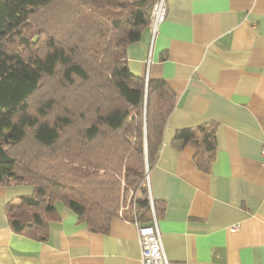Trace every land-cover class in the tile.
Returning <instances> with one entry per match:
<instances>
[{"label": "trees", "instance_id": "16d2710c", "mask_svg": "<svg viewBox=\"0 0 264 264\" xmlns=\"http://www.w3.org/2000/svg\"><path fill=\"white\" fill-rule=\"evenodd\" d=\"M156 1L0 0V185L32 188L6 206L12 231L45 240L62 206L107 233L127 194L123 218L150 223L146 174L175 95L133 75L126 49ZM172 144L207 172L214 126L179 130Z\"/></svg>", "mask_w": 264, "mask_h": 264}, {"label": "crops", "instance_id": "0c3cea01", "mask_svg": "<svg viewBox=\"0 0 264 264\" xmlns=\"http://www.w3.org/2000/svg\"><path fill=\"white\" fill-rule=\"evenodd\" d=\"M166 5L154 39L147 27L126 49L133 75L162 80L175 95L148 172L165 256L169 264H264V0ZM210 125L215 151L204 172L195 150L172 139ZM31 194L0 185V264H140L134 222L118 215L98 233L59 206L45 240L12 231L7 204Z\"/></svg>", "mask_w": 264, "mask_h": 264}, {"label": "built area", "instance_id": "2783aa9c", "mask_svg": "<svg viewBox=\"0 0 264 264\" xmlns=\"http://www.w3.org/2000/svg\"><path fill=\"white\" fill-rule=\"evenodd\" d=\"M167 13L166 0H157L152 6L150 13V23L149 29L151 31L152 40L154 39L159 25L165 20ZM150 55V52L149 54ZM147 81V80H146ZM261 154L264 157V143L261 145ZM148 172L146 174V187L148 190ZM134 194H129L128 204L125 206L123 199L120 202V209L118 211V216L123 218V212L128 209L131 198ZM148 200L150 205V210L152 211V200L148 190ZM134 226L136 227V238L140 246V264H169L163 249V243L160 231L157 226L156 217L152 211L151 221L148 224H141L134 221ZM236 226L230 228V230H235Z\"/></svg>", "mask_w": 264, "mask_h": 264}, {"label": "rangeland", "instance_id": "374dc122", "mask_svg": "<svg viewBox=\"0 0 264 264\" xmlns=\"http://www.w3.org/2000/svg\"><path fill=\"white\" fill-rule=\"evenodd\" d=\"M128 198H129V194H127L126 196L121 197V200L123 199L125 206H127V204H128ZM121 200H120V202H121ZM120 206L121 205H119V209H120ZM119 209H118V211H119ZM152 211H153V214L155 216L156 215V207H155V205L152 206ZM152 211H151V214H152Z\"/></svg>", "mask_w": 264, "mask_h": 264}]
</instances>
